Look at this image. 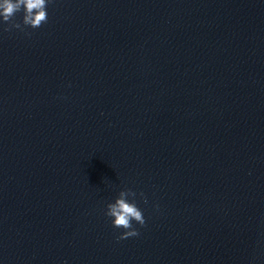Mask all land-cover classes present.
Listing matches in <instances>:
<instances>
[{"label": "clouds", "instance_id": "obj_1", "mask_svg": "<svg viewBox=\"0 0 264 264\" xmlns=\"http://www.w3.org/2000/svg\"><path fill=\"white\" fill-rule=\"evenodd\" d=\"M50 0H0V18L9 24L5 31L12 28L23 30V26L33 29L39 28L48 20L47 6ZM22 12V24L14 21L17 13ZM143 193L140 196L143 197ZM137 193L131 189L122 190L114 202L107 204L105 215L112 218L115 228H122L125 231L118 239L138 236L140 233L133 222L145 225L146 221L142 211L137 207L135 197ZM129 197L132 201L129 202ZM145 202L146 199H145Z\"/></svg>", "mask_w": 264, "mask_h": 264}]
</instances>
